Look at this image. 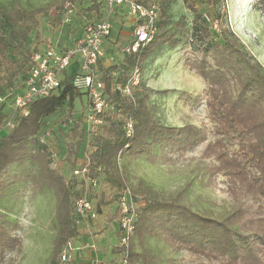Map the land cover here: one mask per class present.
I'll return each mask as SVG.
<instances>
[{"label": "trees", "instance_id": "16d2710c", "mask_svg": "<svg viewBox=\"0 0 264 264\" xmlns=\"http://www.w3.org/2000/svg\"><path fill=\"white\" fill-rule=\"evenodd\" d=\"M200 1L207 8H216L222 1L183 0L195 15L198 32L208 40L202 55L189 63L208 85L205 103L218 136L207 144L203 154L219 163L209 169L210 174L221 172L228 177L233 205L220 217L193 209L184 201L190 184L169 198L146 196L129 245L115 247L121 255L128 252V264H157L158 257L146 246L148 239L162 241L173 253L186 251L212 264H264V68L230 32L225 31L224 37L217 39L199 10ZM257 1L264 10V0ZM67 2L76 7L75 13H96L97 17L88 22L104 17L105 6L98 0H62L35 8H26L17 1L10 6L0 5V94L11 98L22 91L33 54L49 43L39 29V15L49 11L52 24L65 28ZM160 7L158 32L152 42L138 53L125 54L119 63L103 67L100 59L97 64L101 72L99 79L114 105L113 110L104 114L106 124L97 136L89 137L83 125L91 104L88 94L74 85V74L65 72L57 91L35 100L28 116L14 115L11 131L0 127V264L21 244L17 236L18 222L9 216L14 208L3 201L4 176L12 165L27 161L36 164L35 182L54 193L59 228L50 264H60L57 258L64 246L74 242L81 233L75 208L79 197L86 195L96 201L100 211L116 205L126 189L133 192L125 174L127 165L123 169L119 158L144 157L153 164L175 163L207 140L195 125L176 127L157 121L146 94H138L132 100L121 93L120 88L127 84L132 69L142 66L160 41H170L173 47L181 42L166 30L167 3ZM219 17L216 14V19ZM84 94L88 104L74 119L76 100H82ZM5 105L6 102L0 104V125L8 115L3 111ZM62 111L66 112L65 124L69 125L67 133L63 126L59 127L65 140L64 160L73 170L77 167L88 170L79 179L73 172L66 176L61 165L54 167L51 146L39 140L40 135L47 133L48 120ZM128 119L134 121L132 135L126 130ZM227 139L237 146L236 151L228 148ZM112 192L116 193L115 197ZM118 216L117 210L112 219ZM75 258L67 264H73ZM103 264H121V261Z\"/></svg>", "mask_w": 264, "mask_h": 264}, {"label": "rangeland", "instance_id": "374dc122", "mask_svg": "<svg viewBox=\"0 0 264 264\" xmlns=\"http://www.w3.org/2000/svg\"><path fill=\"white\" fill-rule=\"evenodd\" d=\"M15 1L26 8H35L57 4L62 0H0V5L10 6ZM149 1L157 2L159 8L164 2L167 3L166 30L171 37L180 38L181 42L176 47H173L170 41L158 43L141 66V82L135 89V95L148 96V104L157 121L176 127L195 125L202 130L207 140L175 163L153 164L144 157L130 160L122 157L119 158V163L123 169L124 164L127 165L125 174L129 178L130 188L142 205L141 209L146 204V196L169 198L190 184V189L185 192L184 201L193 209L220 217L233 205V197L228 190V177L221 172L209 173V169L219 163L214 157H205L203 151L207 144L214 142L218 136L205 103L208 85L198 70L189 65L202 55L201 51L208 40L198 32L199 27L194 22L195 15L185 6L183 0ZM200 2L199 10L214 29L217 39L221 40L225 31L230 32L264 68V10L258 1L227 0L219 2L216 8H207L205 3ZM216 14H220L217 19ZM94 17H97L96 13L89 15L88 11L76 12L70 16L65 28H61L52 24L53 16L48 11L39 15V29L47 42L63 48L66 41H72ZM116 21L114 17L112 24L120 27L121 24H117ZM118 22L121 20L118 19ZM121 30L122 27L118 34L114 35L115 42L105 45L108 57L113 54L120 57L122 55V40L119 36ZM111 60L113 61V57L109 62H112ZM67 71L72 74L74 67L70 66ZM82 98L76 100L74 119L82 114L84 106L88 104V97L85 94ZM12 108V101L9 98L3 110L8 112L7 118H12ZM65 113L62 111L48 120L47 133L40 135L39 140L41 142L43 138L44 142L51 146L52 165L63 166L64 174L71 176L73 169L64 160L66 156L62 151L65 140L59 130V127L63 126V130L68 132L69 125L65 124ZM6 119L0 127L11 131L13 126H6ZM226 142L231 151L237 150V146L230 139ZM37 174V165L27 161L12 165L4 176L6 183L3 192L6 194L3 195L5 197L3 201L14 208L9 216L18 222L17 236L21 239V244L16 251L7 254L3 264H50L52 260L59 228L56 199L52 190L42 188L41 184L35 182ZM112 194L115 197L116 193ZM111 211V207H106L98 211L100 217L97 218L101 220L106 217L105 213ZM146 246L158 257L157 264H212L186 251L173 253L162 241L156 239H148ZM137 249L140 250V247ZM121 259L122 255L118 259L119 262ZM57 261L60 264H67L60 262L58 258Z\"/></svg>", "mask_w": 264, "mask_h": 264}, {"label": "built area", "instance_id": "2783aa9c", "mask_svg": "<svg viewBox=\"0 0 264 264\" xmlns=\"http://www.w3.org/2000/svg\"><path fill=\"white\" fill-rule=\"evenodd\" d=\"M109 12V15L117 9L127 6L129 13L136 20V27L132 34V39L123 47L125 54L138 53L141 48L147 46L154 39L158 32L159 5L155 1L142 2L139 0H98ZM225 2L227 0H221ZM66 20L70 21L76 7L71 2L64 6ZM112 24L109 17L87 22L83 32L76 36L71 45L60 48L49 42L44 49L37 51L32 56V66L24 82L21 92L11 97L14 113L6 126L14 124V115L28 116L31 104L40 98L50 96L61 85L64 72L77 63L74 73V85L87 92L91 101L90 107L83 118V125L89 137L97 136L106 124L104 114L108 110H113L114 105L110 102L105 91L104 83L99 79L97 64L105 55L104 41L110 36ZM142 69L136 65L131 73L127 84L121 87V93L125 96L136 99L135 89L141 82ZM9 95L0 94V104L9 99ZM128 135L134 133V121L128 119L126 123ZM44 142V139L41 140ZM87 167H77L73 170L76 176H85ZM93 184L96 186L97 181ZM117 209L119 211L120 245L128 246L139 220L141 203L136 199L130 189H126L117 199ZM78 222L98 217V210L95 202L88 196L79 197L75 202ZM77 248L72 241L61 251L59 260L68 263L76 256ZM121 264H128V252L122 255Z\"/></svg>", "mask_w": 264, "mask_h": 264}, {"label": "crops", "instance_id": "0c3cea01", "mask_svg": "<svg viewBox=\"0 0 264 264\" xmlns=\"http://www.w3.org/2000/svg\"><path fill=\"white\" fill-rule=\"evenodd\" d=\"M102 11L105 18L109 17L111 24L114 17L115 19H117V24H121L120 27L112 24L111 34L104 41L105 55L101 59V65L103 67H108L113 63H119L123 59L125 55V53L123 52V47L127 45L132 39V34L136 27V20L129 13L127 6H123L117 9L111 15H109L108 9L106 7H104ZM118 19L121 20V22H118ZM121 27L122 30L119 36L122 40V55L121 57L119 55L116 56L115 54L111 56L109 55L110 59L113 57V61L111 60L112 62H109L110 59H108V51L105 49V45L112 41L115 42L116 37L114 35L118 34V30L121 29ZM126 27H128V29ZM115 29H117V32H115ZM82 32L83 30L81 31V33ZM73 40L66 41L67 43L65 47L71 45ZM72 66L74 67V71L72 74H74L78 67L77 63H73ZM97 70L98 75H100L101 72L99 71L98 67ZM65 73L69 72L66 71ZM108 207H111L112 211L105 213V218H101V220H99V218H87L78 222L79 230L81 233L80 236L73 242V244L77 248L76 258L73 264H103L111 260L119 261L118 259L121 257V255L120 253L115 251V247L118 246L120 240V227L118 221L119 216L112 219L113 215L117 212L118 209L114 204ZM98 217H100L99 214Z\"/></svg>", "mask_w": 264, "mask_h": 264}]
</instances>
